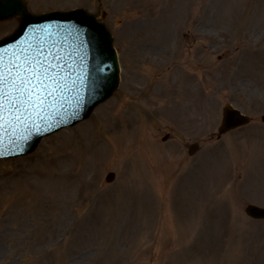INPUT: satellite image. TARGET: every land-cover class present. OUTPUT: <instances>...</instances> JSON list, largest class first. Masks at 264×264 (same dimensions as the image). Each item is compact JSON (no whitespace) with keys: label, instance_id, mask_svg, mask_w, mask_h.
<instances>
[{"label":"rangeland","instance_id":"rangeland-1","mask_svg":"<svg viewBox=\"0 0 264 264\" xmlns=\"http://www.w3.org/2000/svg\"><path fill=\"white\" fill-rule=\"evenodd\" d=\"M27 7L96 15L120 80L86 121L0 159V264H264V221L244 212L264 207V0ZM16 26L0 21V39ZM226 104L252 122L217 139ZM85 139L98 150L93 168ZM69 163L71 186L56 170Z\"/></svg>","mask_w":264,"mask_h":264},{"label":"water","instance_id":"water-1","mask_svg":"<svg viewBox=\"0 0 264 264\" xmlns=\"http://www.w3.org/2000/svg\"><path fill=\"white\" fill-rule=\"evenodd\" d=\"M15 16H19L18 28L10 37L0 41V73L14 64L27 66L26 61L39 59L45 66L49 63L56 65L53 71L58 73L56 80L59 83L47 81L55 90L49 96L50 89H44L41 93L44 103L37 108H28L27 111L21 108L15 112L6 107L0 112L3 116L0 119V141L11 145L13 136L21 139L16 144L23 149L13 152V155L31 152L43 134H50L66 124L73 125L87 118L96 105L114 92L118 83L112 39L105 26L94 16L81 10L34 16L27 11L26 0H0V21ZM13 70L17 71L15 68ZM20 71H23V67ZM63 103L69 106L76 103L75 111L78 114L40 132L26 145L23 144L22 140L31 130L39 129L48 121L63 120L57 112ZM224 112L220 133L249 122L247 117L228 106ZM15 116L20 119L16 120ZM12 126L11 131L9 128ZM20 128L21 131L16 133ZM112 178L113 175H110L108 180ZM246 213L252 218L264 219V208L249 205Z\"/></svg>","mask_w":264,"mask_h":264},{"label":"snow or ice","instance_id":"snow-or-ice-1","mask_svg":"<svg viewBox=\"0 0 264 264\" xmlns=\"http://www.w3.org/2000/svg\"><path fill=\"white\" fill-rule=\"evenodd\" d=\"M27 66L14 64L7 69V72L0 73V112L6 107L15 112H19L21 108L27 111L28 108H37L44 103L41 93L44 89H50L48 95H52V85L47 83L51 80L54 83H59L56 80L57 72L56 65L49 63L45 66L44 62L35 59L26 61ZM23 67V71L20 69ZM13 68L17 69L15 75H10ZM19 120V116L14 117ZM0 119L3 116L0 115ZM6 123H9L6 121Z\"/></svg>","mask_w":264,"mask_h":264},{"label":"bare ground","instance_id":"bare-ground-1","mask_svg":"<svg viewBox=\"0 0 264 264\" xmlns=\"http://www.w3.org/2000/svg\"><path fill=\"white\" fill-rule=\"evenodd\" d=\"M53 122V121H52ZM83 141H85L84 142V145H83V152H84V155H85V166L86 167H92L93 168V166L95 165V162H96V160H97V153H98V150H97V148H96V146L93 144V142L92 141H89V140H87V139H85V140H83ZM82 142V141H81ZM69 161L72 163V162H76V160L74 159V158H69ZM71 163H69L71 166H70V168L66 165V166H63V167H65L66 168V172H65V168H63L62 166H57V168H56V170H57V174H58V177H59V179H63V177H64V179H66L65 181H66V183L68 184V185H72L73 183H74V181H73V178H71V179H69L68 180V169H71V167H72V165H74V164H71ZM49 173V172H48ZM48 173H45L44 174V176H45V178L47 177V176H49L48 175ZM50 177H51V175H50Z\"/></svg>","mask_w":264,"mask_h":264}]
</instances>
